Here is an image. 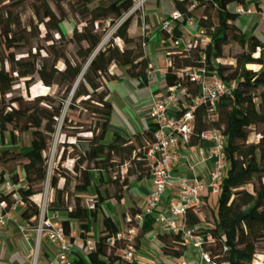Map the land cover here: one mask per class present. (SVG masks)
Here are the masks:
<instances>
[{"label":"trees","instance_id":"trees-1","mask_svg":"<svg viewBox=\"0 0 264 264\" xmlns=\"http://www.w3.org/2000/svg\"><path fill=\"white\" fill-rule=\"evenodd\" d=\"M24 2L0 0V141L3 143L7 132L13 146L0 148V183L8 175L15 186L8 193H0V201L10 207L17 196L25 204L21 219L31 227L38 225L42 206L36 198L46 189V154L55 135L63 136L43 210L46 214L64 213L61 225L70 242H74L72 221L77 224V238L82 245L96 234L95 251L87 252L86 260L77 257L76 264H108L107 259L123 242L113 246L106 242L118 228L102 211V202L113 199L126 228L137 227V248L151 232L154 221L151 214H145L138 224L135 216L141 209L127 195L128 176L149 177L145 151L153 142L154 127L132 139L117 132L107 139L113 111L107 81L117 78L114 68L124 66L131 67L128 74L140 85L146 83L149 62L144 47L151 29L130 30L141 26L140 18L133 21L137 14L136 9L131 12L135 0H30L28 17L21 12ZM171 2L180 14L171 38L183 37L189 47L167 48L165 84H179L191 102L198 92L189 78L193 69L204 67L223 81L235 82L231 95L220 100L215 112L203 103L194 110L196 125L191 142L202 129L219 130L226 137L228 168L215 208L205 198L200 206L185 212L184 224L195 227V234L213 238L204 247L211 251L216 264H264V43L235 23L238 14L230 4L246 5L245 0ZM188 19L202 29L200 35L186 31ZM64 21L74 27L68 37L61 27ZM40 25L45 28L43 33ZM231 45L240 48L233 56L234 65L221 62ZM32 48L34 51L28 52ZM60 63L62 68L56 73L54 68ZM37 82L48 91L30 98L29 89ZM55 86L59 87V95L53 93ZM71 112L92 118L93 126L74 121ZM26 132L30 134L29 145L17 150L19 133ZM253 133L257 135L255 141L250 140ZM67 160L70 167L65 166ZM18 167L23 170L22 176ZM93 170L98 175L93 186L96 195L88 201L83 194L92 185ZM123 194L131 201L127 208L121 205ZM245 207L247 212H243ZM156 237L163 255H184L186 246L179 235L158 232Z\"/></svg>","mask_w":264,"mask_h":264},{"label":"built area","instance_id":"built-area-1","mask_svg":"<svg viewBox=\"0 0 264 264\" xmlns=\"http://www.w3.org/2000/svg\"><path fill=\"white\" fill-rule=\"evenodd\" d=\"M234 12L238 15H258L264 20V0H256L253 5L237 4ZM178 19H180L179 12L173 10L167 18L161 21L159 29L166 36L162 38V44L166 45L167 48L187 49L189 44L185 38L181 37L176 40L171 38V32ZM194 26L197 28V32L192 31ZM184 27L190 34L200 35L202 33V29L195 24L193 19H188ZM165 63L169 64L167 56H165ZM119 68L125 72L127 67L121 66ZM149 74L151 75V72ZM189 78L198 87V92L191 102L187 101L185 89L179 84L166 85L164 83V93H154L151 96L150 114L154 125L153 142L145 151L151 187L142 202L137 204L141 212L135 216V219L139 224L145 214L153 215L161 232L179 235L186 246V251L188 249L195 251L198 264H216L211 251L204 247V243L214 241L213 238L210 235L195 234L194 227L184 224V214L188 209L200 206L205 198L208 201L209 198H216L219 195L228 168V161L224 152L226 137L217 129L200 130L196 134L197 139L210 141L211 145L207 149L196 145L193 152L194 163L189 165V169L193 172L195 164L205 162L209 166V172L205 178H200L197 175L189 177L185 174L179 176L174 198H168V187L173 179L174 162L179 157L185 162L189 159L185 149L191 145L192 135L195 131V108L203 103L212 112H215L220 100L231 95L235 88V82L223 81L215 72L210 73L204 67L191 70ZM182 108L184 111L178 114L177 112ZM171 110L174 112L173 114H170ZM7 180L10 181L8 175H4L1 184H7L8 187ZM12 189H15L14 185L9 191ZM15 197L16 202L12 206L19 205L23 208L25 204L17 196ZM164 200H166V204L162 207L161 203ZM0 207L9 208L4 201H0ZM55 215L56 213H47L45 218H41L46 226L49 241L57 249L55 264H76L75 259L77 257L71 253L70 238L64 234L61 221L57 222L51 219ZM5 222L0 214V229L5 226ZM136 233V226L118 228L116 235L106 240L110 246L118 241L123 242V245L116 250L114 255L107 259L108 264L136 263L138 254V248L134 245ZM74 239L79 240L76 236ZM96 239L94 234V238L83 245L86 252L95 251ZM160 253L162 254L161 249ZM169 258L173 264H189L182 257L169 256Z\"/></svg>","mask_w":264,"mask_h":264},{"label":"crops","instance_id":"crops-1","mask_svg":"<svg viewBox=\"0 0 264 264\" xmlns=\"http://www.w3.org/2000/svg\"><path fill=\"white\" fill-rule=\"evenodd\" d=\"M255 1L256 0H245L246 5H253L255 4ZM152 2L148 5L149 10L147 11L149 17L147 27L151 29L150 38L144 47L151 75L148 74L146 83L140 85L136 78L131 77L128 74L131 67H127L125 72H122L119 67L113 69L117 78L107 81V87L109 89L108 100L113 106L107 139L111 138L113 132L120 133L132 139L136 134L147 130L150 126L154 127L152 116L150 114L151 96L163 87L165 83L163 76L167 68V64L165 63L167 46L165 45L164 48V45L162 44L159 23L166 15L168 16V14L173 11V6L171 0H155L154 2L156 3ZM235 7L236 5L234 3L230 4V8L233 11ZM236 23L242 30L251 31L261 42L264 43V36L261 34H264V20L258 15H238ZM130 30L135 32L136 29L132 26ZM192 31L197 32V28L194 26ZM173 113L174 112L171 110L170 114ZM196 145L207 149L211 145V142L197 139L196 137V139L191 142V145L185 149L188 154V161L185 162L179 157L174 162L172 170L173 179L169 183L168 198L175 197L176 182L179 176L185 174L189 177L197 175L200 178H205L209 172V166L205 162L195 164L193 172L189 169V165L194 163L193 152ZM124 171L125 170L123 169L122 172ZM90 177L92 185L83 196L86 199L91 200L96 195L93 186L98 182V175L93 170L90 172ZM127 186V195L133 198L134 203L137 206V204L141 203L146 197L151 187V183L148 178L136 179L134 175H131L127 178ZM127 195L123 194L121 198V205L123 208H127L131 205V201L128 199ZM212 199L215 203V197L209 198L208 202ZM165 204L166 200L161 203V206L164 207ZM101 208L104 214L113 219L117 228H121L124 221L114 200H105L102 202ZM72 223L75 224L76 222L72 221L71 224ZM94 232H96L95 226ZM158 232L163 233L157 227L156 222L153 221L151 232L141 239L138 253H142L144 249L148 248L150 242H154L159 248L160 242L156 237ZM16 234L18 233H16L11 224L6 228L0 229V264H27L25 257V242ZM73 236L77 237V232L73 233ZM160 256L164 258L161 264H173L169 256L163 254ZM182 258L187 260L189 264H198V259L195 256V251L193 249H188ZM135 264H138V262Z\"/></svg>","mask_w":264,"mask_h":264},{"label":"rangeland","instance_id":"rangeland-1","mask_svg":"<svg viewBox=\"0 0 264 264\" xmlns=\"http://www.w3.org/2000/svg\"><path fill=\"white\" fill-rule=\"evenodd\" d=\"M153 1V2H152ZM155 0H135V4L133 9L131 10V12H133L135 9L137 10V14L134 16V23L135 20L138 18L141 19V26L136 28L135 27V31H142L143 27H147L148 25V14L147 11L149 10V4L152 3H156L154 2ZM29 2L30 0H25V2L23 3L22 6V15L23 17H28L30 15V8H29ZM172 12V11H171ZM170 12V13H171ZM169 15V14H168ZM167 18V15L163 18L165 19ZM162 19V20H163ZM161 20V21H162ZM160 21V23H161ZM159 23V24H160ZM236 23V21H235ZM237 24V23H236ZM62 30L64 32V34L68 37L71 35L72 30L74 29L73 24L64 21L61 24ZM40 31L43 33L45 31V28L43 27V25L39 26ZM262 36H264L263 33H261ZM108 35L105 36L104 38V42L107 41ZM56 38V36H54ZM114 42H118L120 45L121 42L118 39L113 40ZM164 45V44H163ZM165 48V45H164ZM70 49H74L73 46H70ZM34 49H29L28 52H33ZM240 51V48L237 45H231L227 48V57L226 59H222L221 62L222 63H226V64H235V60L233 58V56L238 53ZM249 68L252 69H256L257 66L256 65H249ZM6 68L9 70V65H6ZM62 68V64H58L54 69L57 72L60 71V69ZM122 71V70H121ZM21 89L23 88L22 83L20 84ZM164 85L163 87H161L159 90L156 91L157 94H162L164 93ZM48 91V88L44 85H42V83L37 82L36 84H34L30 89H29V97H35L37 95H41V94H45ZM55 95H59L61 92L59 90L58 86H55L54 88V92ZM23 96L26 97V93L23 92ZM71 117L73 118L74 121H77L78 123H81L85 126L91 125L93 126V122L94 120L92 118H86L85 115L83 114H78L77 112H71ZM88 134H83L82 136H86ZM64 137L60 136L59 134H56L54 137V141L48 151V153L46 154V162L48 165V177H47V181H46V189L44 190V193L40 196H38L36 198V200L40 203V205L44 206L45 200H46V196L48 193V182L50 181V177H51V173H52V168L56 166L57 162H58V157L57 154L59 152V147H58V143L59 140H63ZM257 139V135L255 133H253L250 136V140L251 141H255ZM29 141H30V134L28 132L26 133H19V144L17 146H15V148L18 150L20 149L22 146H27L29 145ZM2 147H8L11 148L13 147L10 143V139H9V135L6 132L5 133V137H4V141L3 143L0 141V148ZM13 163H10L9 166H12ZM71 163L70 161H66L65 162V166L66 167H70ZM19 171L20 176L23 175V170L18 167L17 168ZM8 181V187L7 184H1L0 183V192L2 193H6L10 190V188L13 186V184ZM22 183H24V181H22ZM62 180L59 181V185H61ZM51 190V189H50ZM84 197V196H83ZM85 198V197H84ZM86 199V198H85ZM88 201H90V199H86ZM70 201V199H69ZM209 205L211 208H215V203L214 200L212 199L209 202ZM20 211H21V207L19 205L16 206H12L9 208H1L0 207V214L3 217V219H5V226L3 228L8 227L10 224L11 226L15 229L16 234L18 237H20V239H23L25 242V249H26V262L27 264H55L56 260H55V256L57 254V249L56 247L49 241L48 238V234H47V230H46V226L43 224V220H41L42 217H46L47 214L46 212L43 210V214L41 215V218L39 220V223L36 227H31L29 226L24 220H22L20 218ZM248 211V207L243 208V212H247ZM65 217L64 213H58L56 214L54 217H52L51 219L53 221H57L60 222L63 218ZM152 217L154 218V216L152 215ZM125 224H123L121 226V228H125ZM1 228V229H3ZM70 229L72 234L77 232V224L72 223L70 225ZM99 238H102V236H99ZM76 241V242H75ZM74 242H70L69 243V247L71 249V253L72 255H75L76 257H82L86 260V250L85 247L82 245L81 241L79 240H75ZM217 248H220L221 245L219 243L216 244ZM139 255L136 256V260L135 262L138 264H161L162 260H164L163 257H161V253H160V249L158 248V246H156V244L154 242H150L148 245V248L144 249V251L142 253H138ZM259 257L262 259V256L258 255V259ZM254 264H260L257 261L254 262Z\"/></svg>","mask_w":264,"mask_h":264}]
</instances>
